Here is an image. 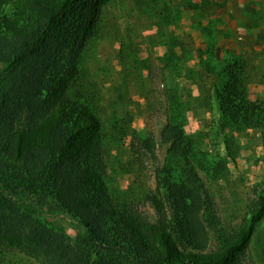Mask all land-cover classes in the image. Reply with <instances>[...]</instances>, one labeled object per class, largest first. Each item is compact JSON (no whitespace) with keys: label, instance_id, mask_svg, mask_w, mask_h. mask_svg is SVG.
<instances>
[{"label":"trees","instance_id":"1","mask_svg":"<svg viewBox=\"0 0 264 264\" xmlns=\"http://www.w3.org/2000/svg\"><path fill=\"white\" fill-rule=\"evenodd\" d=\"M92 5L94 0H0V246L15 245L42 264H239L264 218V195L238 229L218 231L219 251L180 250H202L209 243L197 165L217 177L239 151L226 137V154L204 160L196 136L186 131L184 104L173 88L172 119L162 131L171 163L161 183L175 213L177 238L166 224L143 219L128 201L113 196L112 154L96 93L81 87V48L95 19ZM245 67L244 58L231 56L217 72L218 108L238 129H264V98H251ZM124 165L122 172H131ZM19 190L39 202L52 199L84 234L72 240L64 225L38 222L5 193ZM5 211L13 215L10 220Z\"/></svg>","mask_w":264,"mask_h":264},{"label":"rangeland","instance_id":"2","mask_svg":"<svg viewBox=\"0 0 264 264\" xmlns=\"http://www.w3.org/2000/svg\"><path fill=\"white\" fill-rule=\"evenodd\" d=\"M92 6L95 19L81 48V87L96 93L112 154L113 196L128 201L143 219L166 224L177 238L175 213L161 183L171 163L162 131L172 119L173 88L184 104L186 131L196 136L204 160L226 154V137L238 146L236 160L220 176L197 165L209 243L202 250L180 247L182 252L219 251L223 240L218 231L238 229L264 195V129L236 128L220 114L217 102V72L231 56L246 62L251 98H264V0H94ZM122 164L131 172H122ZM5 193L20 200L22 210L38 222L64 225L72 240L84 234V227L52 199L39 202L22 190ZM3 214L9 220L13 216ZM238 261L264 264V218ZM0 264L42 263L4 243Z\"/></svg>","mask_w":264,"mask_h":264}]
</instances>
